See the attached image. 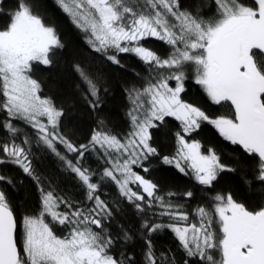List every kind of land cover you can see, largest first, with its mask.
<instances>
[{
	"label": "snow or ice",
	"instance_id": "snow-or-ice-1",
	"mask_svg": "<svg viewBox=\"0 0 264 264\" xmlns=\"http://www.w3.org/2000/svg\"><path fill=\"white\" fill-rule=\"evenodd\" d=\"M55 3L85 33L93 51L121 67L120 55L134 54L147 75L142 87L126 89L131 106L125 136L112 134L99 121L87 143L76 144L60 131L63 109L41 95V84L31 74L34 63L53 65L57 50L64 47L55 24L39 14L37 0H16L11 13L0 12L8 17L0 24V112L6 114L0 121L6 133L0 137V165L19 167L40 194L39 210L18 223L0 189V264H137L130 253L114 254L120 240L130 242L133 237L123 228L122 236L113 237L105 223L122 211L119 200L127 201L140 220L142 264H180L171 249L156 251L152 237L165 229L183 252V264H264V0H212L215 12L207 19L199 5L186 8L182 0ZM147 38L168 45V56L145 47L141 42ZM74 69L84 99L96 110L101 102L99 76L79 64ZM189 71L207 98L215 105L227 104L230 114L211 116L181 98ZM167 117L178 120L180 130L174 134L175 152L161 155L151 143L150 130ZM15 121L30 127L35 139ZM204 122L251 162L252 179H244L247 195L255 198L251 209L231 192H216L189 211L193 190L162 191L146 178L153 158L209 191L221 173L237 172L214 149L205 154L198 140L186 139ZM33 144L53 154L76 177L83 201L60 196L45 184L33 167ZM89 153L103 161L102 170L84 167ZM233 159L241 163L240 157ZM0 183L15 186L4 175ZM105 183L116 186L119 200L101 198ZM55 226L67 231L57 235Z\"/></svg>",
	"mask_w": 264,
	"mask_h": 264
},
{
	"label": "trees",
	"instance_id": "trees-1",
	"mask_svg": "<svg viewBox=\"0 0 264 264\" xmlns=\"http://www.w3.org/2000/svg\"><path fill=\"white\" fill-rule=\"evenodd\" d=\"M37 2L39 3L37 9L39 14L46 18V22L55 24L64 45L62 49L57 50L53 65L44 66L34 63L31 73L32 78L41 84V95L50 97L57 107L63 109L64 116L61 118L60 131L76 144L87 143L93 129L97 128L98 122L103 121L106 129L112 134L125 136L130 131L127 113L131 106L126 89L133 86H143L142 78L147 75L145 66L134 54L120 55L119 59L123 67L112 64L99 53L93 51L86 42L85 33L72 23L69 16L55 3V0H37ZM182 2L186 8L199 5L202 9L201 14L205 19L215 12L212 0H182ZM15 5L16 0H0V12L11 13L15 9ZM7 21V15H0V24ZM141 43L162 57H167L170 52L169 46L156 38H147ZM77 64L100 78L101 102L100 107L96 110H92L84 99L83 84L74 69V65ZM181 98L196 104L211 116L230 114V108L227 104L215 105L207 98L201 87L195 84L190 71L189 78L185 81V92L181 94ZM5 118L6 114L0 112V121ZM15 123L33 136V140L35 139V134L30 127L19 121H15ZM179 130L180 122L174 117H167L163 124L150 130L152 145L158 149L161 155H172L176 150L174 134ZM4 136L6 133L0 129V137ZM186 139L198 140L202 145V151L205 153L208 148L214 149L221 161L237 168V172L221 173L217 181L214 182L213 189L209 191L202 189L190 176L180 173L174 166L164 165L158 159L153 158L151 160L153 167L146 174V178L160 185L162 191L193 190L195 198L187 201L189 211L197 204L206 203V198L216 192H231L234 199L245 203L246 207L251 209L255 198L247 195L248 189L244 184L245 178L252 179L251 175H248L251 170V162L243 156L241 150L226 141L219 135L214 126L207 122L202 123L201 127ZM57 147L62 154L75 161L73 154L66 153L62 146L58 145ZM32 153L33 167L37 174L44 178L46 185L50 184L60 196H70L76 201H83V190L76 177L71 172L64 170L60 161L53 154L35 144H33ZM233 157H240L241 163L237 164ZM83 165L93 170H102L103 161L97 160L95 155L89 153L85 156ZM241 168L244 170H240ZM136 170L140 171L138 168ZM141 174L144 173L141 172ZM0 175L11 177L15 185L13 187L7 183H0V189L6 192L18 223L22 216L35 214L40 207V194L33 180L24 174L19 167L12 164L0 165ZM100 194L102 199L110 202L119 200L117 188L112 183H105ZM119 203L122 211L116 212L111 221H106V226L113 237L122 236L121 228H123L129 232L133 240L130 242L120 240L115 246L114 254L130 253L134 256L137 264H142L144 242L138 235L140 220L127 201L119 200ZM109 206L112 207L113 205L110 203ZM163 222L167 223L168 221L165 219ZM54 231L57 235H63L67 229L55 226ZM17 236L19 241V229ZM152 240L158 253L171 249L180 264H183V252L177 251V241L171 231L165 229L163 232L154 234Z\"/></svg>",
	"mask_w": 264,
	"mask_h": 264
},
{
	"label": "rangeland",
	"instance_id": "rangeland-1",
	"mask_svg": "<svg viewBox=\"0 0 264 264\" xmlns=\"http://www.w3.org/2000/svg\"><path fill=\"white\" fill-rule=\"evenodd\" d=\"M170 86H175V82L173 81V82H170ZM202 150V149H201ZM206 154V153H205Z\"/></svg>",
	"mask_w": 264,
	"mask_h": 264
}]
</instances>
